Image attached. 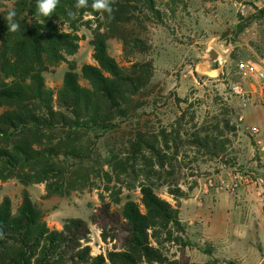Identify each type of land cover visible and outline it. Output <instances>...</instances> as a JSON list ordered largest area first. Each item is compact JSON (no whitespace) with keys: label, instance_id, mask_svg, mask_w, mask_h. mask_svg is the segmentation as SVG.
I'll return each instance as SVG.
<instances>
[{"label":"trees","instance_id":"1","mask_svg":"<svg viewBox=\"0 0 264 264\" xmlns=\"http://www.w3.org/2000/svg\"><path fill=\"white\" fill-rule=\"evenodd\" d=\"M91 3L89 0V7L77 10L75 0H59L55 13L43 18L37 12V0H13L9 9H2L5 6L0 0V25L8 28L5 17L14 9L16 22L27 34V43L23 37L16 38L10 56L0 61V107L8 106L0 112V180L16 178L23 185L43 182L47 195L65 194L69 188H82L77 184L88 173L99 178L107 165L126 175L128 189L139 181V201L126 196L122 202V188L110 190L109 202L99 195L101 205L94 221L100 223V237L104 242L118 239L122 247L105 255H92L90 230L83 219L69 218L61 229L51 228L26 189L14 213L10 198L5 196L0 202V264H190L183 250L172 261L164 251L167 242L181 243L176 233L185 232L178 218L180 199L186 195L179 184L181 174L176 172L181 162L178 155L183 145H190L210 158H222L231 143L225 131L234 133L236 126L224 116L227 110L205 119L203 124L194 123L191 132L184 128V139L178 123L170 131L162 127L158 135L149 132L151 139L143 130L132 132L127 141L134 143L129 149L125 144L117 146L113 134L140 114L147 104V92L155 87L151 82L152 62L139 57L128 60L127 65L118 63L108 52L106 34L97 33L92 52L95 63L81 67V76L87 82L81 85L74 63L64 54L77 52L82 39L78 34L80 22L89 13L98 21L103 18L102 24L108 23L106 29L121 39L124 51L142 55L148 50L140 36L142 24L148 16L159 21L161 10L157 0H115L109 19L93 10ZM160 3L166 8L164 13L176 18L179 4L185 9L187 2ZM60 20L67 23L66 30L59 28ZM31 45L38 54L67 62L68 70L56 94L46 88L40 72L22 70L16 82L6 81L7 75H1L5 65L23 64ZM190 119L193 121V113ZM104 134L108 135L107 148L102 155L98 140ZM142 160L147 162L141 168L138 163ZM116 180L120 181L118 177ZM161 187L166 188L174 204L158 195Z\"/></svg>","mask_w":264,"mask_h":264},{"label":"rangeland","instance_id":"2","mask_svg":"<svg viewBox=\"0 0 264 264\" xmlns=\"http://www.w3.org/2000/svg\"><path fill=\"white\" fill-rule=\"evenodd\" d=\"M184 1L187 2L186 8L184 9V4H179L176 18H172L169 13L163 12L166 8L157 0L156 5L161 10V16L158 14L159 21L156 17L148 16L150 18L142 24L144 27L141 28L143 32L140 36L148 44V50L142 55L129 49L124 51L121 39L115 37L114 31L106 29L108 23L102 24L103 18L98 21L99 19L93 15L85 13L78 30V34L82 36L78 50L72 55L65 53L64 56L67 61L74 63L81 85H87L81 76V67L84 64L95 63L92 52L97 33L106 34L108 52L118 63L127 65L128 60H139L141 59L139 57L152 62L154 73L151 82L155 87H151L152 90L147 92V104L140 114L135 115L133 121L122 124L118 132L113 134L112 140L117 146L125 144L124 148L129 149L134 143V140L131 143L127 141L132 132L143 130L147 134L146 137L151 139L149 132L153 131L158 135L162 127L170 131L171 126L177 128L178 123L181 124L183 136L184 128L191 132L194 123L203 124L205 119L211 120L212 116H219L228 110V115L224 116L231 119L236 131L234 133L225 131V136L231 143L226 145L222 158H210L208 155L198 153L195 146L183 145L181 148L178 155L181 167L179 166L176 172L181 174L180 186L185 193L189 190V194L195 188L203 186L209 178L225 176L233 170H254L264 176L262 150L264 129L258 123L262 118H258L260 113L257 112L258 117L255 115L254 120L249 122L247 116L248 110H261L264 121L263 108L254 97L243 105L232 92L234 84L244 85L245 88H251L253 84L239 75L236 67L239 60L247 59L255 64H264V19L258 17L263 16L264 6L255 8L252 0ZM1 2L5 6L2 9H9L13 5V0ZM250 7L254 11L252 9L251 11ZM64 22L59 21L61 30L67 29V23ZM24 31L26 30L20 27V31L11 32L0 25V61L5 56H10L8 54L11 53L16 38L23 37L27 43V34ZM210 50H214L218 58L210 60ZM28 55L23 64L16 65L13 62L11 65H5L1 75L4 77L7 75L6 81L16 82L22 76V70L40 72L46 88L56 94L68 70L67 62L64 60L56 62L53 58L38 54L32 45L28 49ZM202 62L210 64L212 70L210 73L201 72V69L195 70L196 64ZM7 107L1 106L0 112ZM192 113L193 121L190 119ZM182 115L184 117L180 119ZM247 125L257 127L260 130L259 135H251L246 130ZM144 127L146 129H142ZM107 137L108 135L104 134L98 140V152L102 155L107 148ZM182 138H186L185 134ZM257 140L261 142L260 145L256 143ZM129 155L132 156V153ZM146 162L142 160L138 166L145 167ZM117 177L120 181L116 180ZM127 181L126 175L104 165L99 178L93 173H88L87 178L77 184V187L82 188H69L65 194L47 195L43 182L23 185L16 178H9L0 180V202L5 196L9 197L11 212L14 213L21 202L22 191L26 189L32 200L44 211V220L49 227L61 229L66 219L81 218L88 224L90 230L91 254L105 255L109 250L120 249L122 243L118 239L104 242L100 237V223L94 221L101 205L99 195L102 194L105 201L109 202L112 199L110 190L122 188L120 195L122 202L126 196L139 201L140 193L137 187L139 181L134 183L132 189L125 187ZM156 192L172 204L175 203L165 187ZM111 207L116 206L112 204ZM176 235L179 240L181 239V243L167 242L164 245L169 261L177 260L183 250L190 264H199L193 261V253L198 249L202 251L206 245L197 243L194 238L190 239V233Z\"/></svg>","mask_w":264,"mask_h":264},{"label":"crops","instance_id":"3","mask_svg":"<svg viewBox=\"0 0 264 264\" xmlns=\"http://www.w3.org/2000/svg\"><path fill=\"white\" fill-rule=\"evenodd\" d=\"M254 4L255 8L264 6V0ZM262 15L258 17L264 19ZM199 69L212 71L207 62L196 64L195 70ZM254 111L247 112L249 122L259 112L257 117L262 119L258 123L264 129L263 113ZM191 192L180 199L178 218L184 234L190 233V239L206 245L202 251L193 253L195 263L264 264V191L261 188L246 185L231 193L225 188L203 185Z\"/></svg>","mask_w":264,"mask_h":264},{"label":"built area","instance_id":"4","mask_svg":"<svg viewBox=\"0 0 264 264\" xmlns=\"http://www.w3.org/2000/svg\"><path fill=\"white\" fill-rule=\"evenodd\" d=\"M252 1L256 2L259 0ZM236 67L239 75L253 82V84L251 88L234 84L232 86L233 94L243 105H246L251 98H257L260 106L264 109V64H255L247 59H241L237 62ZM246 130L254 136H258L260 133V130L255 126L247 125ZM256 143L261 144L259 140ZM262 150L264 151V146H262ZM246 185L261 188L264 191V176L256 173L254 170H233L225 176L221 175L217 176V178H209L204 183L206 187H214L215 189L225 188L231 193L236 192L238 188Z\"/></svg>","mask_w":264,"mask_h":264},{"label":"clouds","instance_id":"5","mask_svg":"<svg viewBox=\"0 0 264 264\" xmlns=\"http://www.w3.org/2000/svg\"><path fill=\"white\" fill-rule=\"evenodd\" d=\"M59 4V0H37V12L43 18L50 17ZM115 0H92L91 8L98 13L106 14L109 19L113 17ZM75 9L89 7V0H75ZM69 15H75L74 12H70ZM15 10H10L5 19L7 21L8 30L11 32L20 31V25L15 20Z\"/></svg>","mask_w":264,"mask_h":264},{"label":"water","instance_id":"6","mask_svg":"<svg viewBox=\"0 0 264 264\" xmlns=\"http://www.w3.org/2000/svg\"><path fill=\"white\" fill-rule=\"evenodd\" d=\"M210 60H214L215 58H218V54L214 50L209 51Z\"/></svg>","mask_w":264,"mask_h":264}]
</instances>
